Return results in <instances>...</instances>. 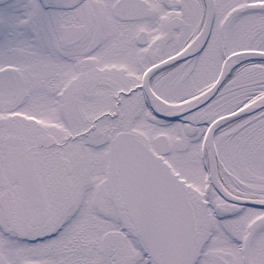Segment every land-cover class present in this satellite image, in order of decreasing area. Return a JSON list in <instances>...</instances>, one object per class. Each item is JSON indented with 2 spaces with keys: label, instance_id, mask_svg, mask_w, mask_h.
Here are the masks:
<instances>
[{
  "label": "snow or ice",
  "instance_id": "snow-or-ice-1",
  "mask_svg": "<svg viewBox=\"0 0 264 264\" xmlns=\"http://www.w3.org/2000/svg\"><path fill=\"white\" fill-rule=\"evenodd\" d=\"M0 264H264V0H0Z\"/></svg>",
  "mask_w": 264,
  "mask_h": 264
}]
</instances>
